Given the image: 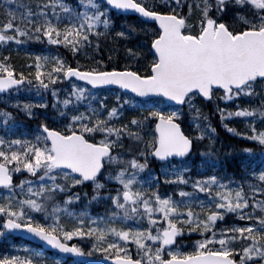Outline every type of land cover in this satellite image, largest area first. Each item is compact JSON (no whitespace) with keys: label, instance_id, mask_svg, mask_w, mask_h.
Returning a JSON list of instances; mask_svg holds the SVG:
<instances>
[{"label":"snow or ice","instance_id":"1","mask_svg":"<svg viewBox=\"0 0 264 264\" xmlns=\"http://www.w3.org/2000/svg\"><path fill=\"white\" fill-rule=\"evenodd\" d=\"M32 42L28 73L0 53V264H264V0H0V48ZM205 101L255 146L240 179Z\"/></svg>","mask_w":264,"mask_h":264},{"label":"trees","instance_id":"2","mask_svg":"<svg viewBox=\"0 0 264 264\" xmlns=\"http://www.w3.org/2000/svg\"><path fill=\"white\" fill-rule=\"evenodd\" d=\"M111 41L102 43V49H104L102 56L98 58H102L107 55V49L110 47ZM45 48L52 50V55H55L57 52L56 46L54 45H40L36 42H32L28 47H20L17 48L15 45H13L11 48H0V53L7 54L9 51L11 52V61L16 67L17 71H24L25 73H28L32 71V68L28 66L29 56H27L25 53L26 51H43ZM58 52L60 55L64 56L70 63H74L75 59H79L82 64L89 63L90 61L85 60V58L81 56L73 57L72 54L63 47H60L58 49ZM122 52V48H121ZM119 55V53H117ZM69 83L64 82L62 87L69 88ZM101 97H106L105 101H111L114 99V96L112 93L108 92H100L99 94ZM31 99L29 95L23 96L20 100H26ZM199 104V100L197 101ZM218 103L221 108H232L233 105L229 101H214V102H204L202 105V111L206 113H215L214 115L210 116L212 126L216 129V136L214 137L216 143H215V150H217V154L221 159V162L224 164V167L227 169L229 173H232L235 175L236 179H240L241 176L244 174L243 169L240 167L239 164V149L243 148L245 146L248 147H255L252 144H247L246 141L239 136H236L234 133H229L226 128H224L220 122L219 113L215 112L214 104ZM49 104L51 105V97L49 95ZM6 106L3 105V102L0 101V108H5ZM7 111H11L16 115L19 119L24 120V116L22 112H18L13 107H7ZM25 123H28V121L25 120ZM224 123L229 124L231 127L237 128L238 131L246 130L244 123L240 118H226ZM32 126H35V121L31 122ZM226 145H231V147H225ZM206 151V148L204 147V143H202L199 146H194V163L199 162V157L201 152ZM193 169H195L193 167ZM85 189L87 191L90 190V184L85 185ZM81 190V189H80ZM78 190V191H80ZM18 243V239H14Z\"/></svg>","mask_w":264,"mask_h":264},{"label":"rangeland","instance_id":"3","mask_svg":"<svg viewBox=\"0 0 264 264\" xmlns=\"http://www.w3.org/2000/svg\"><path fill=\"white\" fill-rule=\"evenodd\" d=\"M22 94H27L26 92L25 93H22ZM159 170V167H158V169H157V171ZM191 174L192 175H195L196 174V169L194 170L193 168L191 169ZM210 174V173H209ZM161 180H163V177H161ZM168 190V191H171L172 190V186L171 185H165L164 183H161V190L163 191V190ZM202 195V194H201ZM82 201H84V200H82ZM95 203V202H94ZM74 206H76V207H81L82 206V204L80 203V202H77V204L76 205H74ZM95 206H96V210H93L92 208H91V205H89V208H90V211L93 213V214H96V213H98V212H103V210H104V204L103 203H100V204H97V203H95ZM66 222H68V223H71V221H66ZM197 237L196 236H188V235H186L185 237H184V239L186 240V241H188V239H190V240H192V241H194L195 239H196ZM74 239H78V238H74ZM82 246H84V247H87V246H89L88 245V242L87 241H84L83 243H82ZM33 247V246H32ZM60 262H63L62 260H60ZM68 264H72V262H70V263H68Z\"/></svg>","mask_w":264,"mask_h":264},{"label":"water","instance_id":"4","mask_svg":"<svg viewBox=\"0 0 264 264\" xmlns=\"http://www.w3.org/2000/svg\"><path fill=\"white\" fill-rule=\"evenodd\" d=\"M17 237H23V236L17 235ZM23 238H25V237H23ZM27 239L31 240L30 238H27ZM32 241H33V240H32ZM33 242L38 243V244H42V242H40L39 240H36V241H33ZM42 245H43V244H42ZM65 255L71 256V255H69V254H65Z\"/></svg>","mask_w":264,"mask_h":264}]
</instances>
